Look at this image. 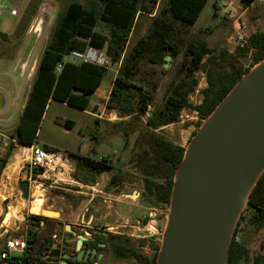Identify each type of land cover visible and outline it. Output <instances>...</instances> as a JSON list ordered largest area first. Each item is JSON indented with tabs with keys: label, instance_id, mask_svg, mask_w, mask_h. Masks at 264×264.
<instances>
[{
	"label": "rangeland",
	"instance_id": "1",
	"mask_svg": "<svg viewBox=\"0 0 264 264\" xmlns=\"http://www.w3.org/2000/svg\"><path fill=\"white\" fill-rule=\"evenodd\" d=\"M78 1L87 4L89 0H1L3 9L0 13V31L7 32L5 36L0 34V55L12 53L13 60L9 70V77H0V97L2 101H9L13 94V86L19 89L18 70L20 62L27 57L24 70V89L28 90L32 84L36 67L43 49L51 38L52 31L56 27L59 17L64 12L67 4ZM168 0H158L153 13L142 14L136 17V22L127 48L145 34L150 24L152 15L167 5ZM14 9L15 13H11ZM168 17L172 21L176 40H178V51L172 48L169 65L165 66L162 59L159 63H150L144 60L141 65L139 76L158 82L154 92V100L149 105L150 114L161 104L165 88L174 79H177L179 66L183 60V52L186 44L191 40L205 42L208 46L219 49L223 48L230 52H239L234 40L235 28L238 22L247 26V33L264 31V1H255L249 6L242 5L239 0H206L196 21L192 25L184 24L178 20ZM95 29L106 33L108 27L98 20ZM166 54V51L164 52ZM237 63L244 69H253L257 66L251 64V52L237 54ZM117 64H112L104 74L100 89L109 84L111 76L115 72ZM197 84L193 91L189 92L188 100L192 105L198 104L202 99V90L207 85L206 75L203 70L194 74ZM14 83V84H13ZM97 95L90 96L86 109L70 106L64 102L50 100L40 123L36 142L39 145L47 143L49 148L62 155H74L69 178L59 184L52 183L51 187L41 181V185L31 182L29 194L25 199L18 188V182L28 180L24 174V168L29 160V147L12 140L14 135V124L2 130L0 136V164L5 159L0 171V246L9 236H19L33 230L35 224H31L30 217H41L51 222L61 221L56 224L54 243H59L63 234L68 230L63 225L76 226L79 223V213L83 212V221H87L93 215V208L86 204L87 210H83L85 203L93 193L94 201L99 208L98 215H104L109 208L106 207L107 199L118 196L127 199L133 191L139 195L128 199L129 205L116 203L122 213L131 218L125 224V215L118 221H114V215L107 221L106 227L114 234L126 238L127 245L140 253L151 258L159 251L162 234L164 232L169 213V204L148 202L143 196V176L132 167L129 159L133 157V135L125 142L121 133L114 131L113 122L126 120L127 117H116L109 115L111 109L105 107L100 118L92 117L91 105L96 102ZM24 95L16 99L17 108L20 107ZM15 110V111H16ZM149 114L141 117L140 127H144ZM70 119L74 121L72 128H65L56 122V119ZM206 118H199L198 114L190 107L181 110L178 121L160 126L156 131L165 139L188 147L190 140L199 130ZM4 143L6 147L4 148ZM8 155V156H7ZM75 155H83L93 159L109 158L114 167L111 171L94 172L77 163ZM17 159V160H16ZM13 163L9 175V183H2V173ZM122 177V181L111 184L112 177L116 174ZM94 188V190H92ZM119 188L117 192L116 189ZM152 211L150 224L146 227L136 224V219ZM39 210L49 211L55 215H45ZM59 210L61 211L59 213ZM60 214V217H59ZM8 217V218H7ZM240 217V216H239ZM239 219V218H238ZM238 221V220H237ZM97 224L104 225L100 219ZM55 223V222H54ZM37 224V221H36ZM237 224V222H236ZM237 226L235 240L245 243L248 247V260H241L239 264H264V227L255 229L242 220ZM151 225V226H150ZM144 231H140L143 230ZM235 227L233 229V232ZM51 230H44L41 236H50ZM233 232L231 238L233 236ZM22 253L15 258L12 264H21ZM1 264V263H0ZM9 264V263H7ZM101 264H142L133 258H118L110 249H107L105 260Z\"/></svg>",
	"mask_w": 264,
	"mask_h": 264
},
{
	"label": "trees",
	"instance_id": "2",
	"mask_svg": "<svg viewBox=\"0 0 264 264\" xmlns=\"http://www.w3.org/2000/svg\"><path fill=\"white\" fill-rule=\"evenodd\" d=\"M157 1L89 0L87 4L69 2L41 53L27 101L12 138L22 145L36 142L42 116L50 100L85 109L90 95L100 85L107 69L86 61L64 58L72 49L83 50L86 45L104 49L112 64H117L118 67L105 105L108 109L116 110L120 117H127L126 120L113 122L111 125L114 131L121 133L125 142L131 135L134 136V152L129 163L143 176L142 196L148 202L169 204L174 174L185 148L165 139L156 129L178 121L180 112L185 107L195 110L199 118H207L233 85L249 71L238 65L237 54L250 51L252 65L264 58V31L250 33L247 45L238 47L239 52L236 53L210 47L203 41H189L183 52L177 79H173L165 88L161 104L150 114L149 104L154 100L158 82L138 75L142 62L147 60L159 63L167 46L178 51L179 41L176 40L168 15L192 25L206 3V0H168L166 6L150 16L147 31L128 49L136 17L153 13ZM254 1L239 0L244 6H249ZM98 20L108 27L106 33L95 29ZM0 34L5 36L4 33ZM59 64L60 68L57 70ZM198 70L205 72L207 85L202 90L201 101L192 105L188 94L197 84L194 74ZM146 113L149 116L144 127H140L141 117ZM56 122L65 128H72L74 125V121L70 119L58 118ZM75 158L78 164L97 173L114 168L107 157L97 160L75 155ZM5 159H2L0 171ZM115 173L111 184L122 181V177ZM242 220L255 229L264 227V170L252 187L236 225ZM237 230L235 226L227 264H239L241 260H248V247L235 240ZM30 241L27 236L26 243L29 244ZM111 251L118 258H133L142 264H156L158 254L156 252L149 258L129 247L126 238L120 236L117 243L112 244ZM24 253L25 250L22 256Z\"/></svg>",
	"mask_w": 264,
	"mask_h": 264
},
{
	"label": "water",
	"instance_id": "3",
	"mask_svg": "<svg viewBox=\"0 0 264 264\" xmlns=\"http://www.w3.org/2000/svg\"><path fill=\"white\" fill-rule=\"evenodd\" d=\"M171 52L167 46L165 66ZM263 170L264 58L233 85L185 149L156 264H227L233 229ZM18 188L26 199L28 181H19Z\"/></svg>",
	"mask_w": 264,
	"mask_h": 264
},
{
	"label": "flooded vegetation",
	"instance_id": "4",
	"mask_svg": "<svg viewBox=\"0 0 264 264\" xmlns=\"http://www.w3.org/2000/svg\"><path fill=\"white\" fill-rule=\"evenodd\" d=\"M30 221L32 225L35 224V227L25 233L31 241L25 244L21 264H60L62 260L67 264H101L102 260H105L107 249L111 251L112 244L118 241V235L108 230L106 226L97 224L95 218L90 222H79L76 226L69 224V230L63 234L61 241L57 244L54 243L57 234L41 236L44 230H53L55 225L53 222L35 216H31ZM63 226L65 228V225ZM79 235H82L84 239L77 248ZM54 252L58 255H52Z\"/></svg>",
	"mask_w": 264,
	"mask_h": 264
},
{
	"label": "built area",
	"instance_id": "5",
	"mask_svg": "<svg viewBox=\"0 0 264 264\" xmlns=\"http://www.w3.org/2000/svg\"><path fill=\"white\" fill-rule=\"evenodd\" d=\"M255 1H264V0H255ZM3 9L0 0V13ZM11 13H15L14 9H10ZM249 34L247 33V26L245 23L238 22L235 28L234 40L238 46H245L248 43ZM72 59L75 61H86L103 68L108 69L112 62L104 49H100L91 45H86L83 50L72 49L70 53L65 56L64 60ZM60 64L58 65L57 70H59ZM195 111V110H194ZM196 112V111H195ZM197 113V112H196ZM4 148L6 147V143L3 144ZM29 146V160L24 167L21 165V168H24V174L28 179V183L31 182L41 185V181H54L59 177L58 175H70L69 167H66L69 161H65V156L59 152L45 148L38 143L34 142ZM68 177V176H67ZM151 208L148 209L147 213L142 215V217L135 219L138 227L145 226L150 224V219L152 217ZM128 221H125V224ZM146 229V228H145ZM140 230V231H144ZM26 244V236L25 234H21L19 236H9L7 237L2 245L0 246V263L7 264L11 262L17 255L18 252L24 250ZM15 256V257H14Z\"/></svg>",
	"mask_w": 264,
	"mask_h": 264
},
{
	"label": "crops",
	"instance_id": "6",
	"mask_svg": "<svg viewBox=\"0 0 264 264\" xmlns=\"http://www.w3.org/2000/svg\"><path fill=\"white\" fill-rule=\"evenodd\" d=\"M0 32L4 33V34L7 33V32H4V31H0ZM30 51H31V49H29L28 53L26 54V57L20 62V67H19L18 75H17L18 79L20 81L19 82L18 91L16 89V86L14 85L13 86V94H12L11 99L9 101L6 99V101L4 102V101H2V99L0 97V136H4L5 137L6 135L3 134L2 130L5 131L6 128H8L9 126H11L13 124L15 125L14 126V129H15V127H16V125L18 123L19 117L21 115V112L23 110V107H24V105H25V103L27 101V97H28L29 91L31 89V86H30V88L28 90L24 89V74H25L24 70H25V66L27 64V57L29 56ZM12 60H13V51H12V53H9V54H6V55H0V77H9V70H10V67H11ZM117 68H116L115 72L113 73V75L111 76V79H110L109 84L107 85V87L104 88V89H100V85H99L96 88V90L90 95V96L97 95L96 96L97 97L96 102H94L91 105V111H90V114L92 115V117L94 119L96 117L100 118L101 115L103 114V109L106 107L105 102H106V100H107V98L109 96L110 88L112 86L114 76H115V74L117 72ZM26 71H27V68H26L25 72ZM21 93L24 95L23 101L21 102L20 107L18 108V110H16V108L18 106L16 99L18 97H20ZM89 101H90V98H89ZM81 110H84V109H81ZM116 113H117L116 110L111 109L110 112H109V115H113V116L116 117ZM95 122H96V119H95ZM11 139L13 141L15 140L14 138H11ZM36 143H38V142H36ZM26 146H28V145H26ZM41 146H43V147L46 146L48 149H50L49 145H47V143H42ZM73 157H74V155H69L68 154L67 156H65L64 159H65V161L68 160L69 162L67 164H65V162H63V164L66 167H69L70 172H71V166H72V162H71L70 159H73ZM20 170H21V167H20ZM2 176H3V173H2ZM67 176L69 178V174L68 175L59 174L58 175L59 178L57 180H54L53 182L45 180L44 183H46L48 185V187H51L52 183L59 184L58 181H61L62 183H66V182H64L65 180H63L61 177L66 178ZM9 180H10L9 177H4V178L2 177V182L6 183V184L9 183ZM92 190H94V188H92ZM94 196L95 195L92 193L91 196L88 198V200L85 203V206L83 208V210L87 209L86 204H90L91 207L93 208V215L90 218L87 219V222H90L93 218L100 219L101 220L100 223H102V224H104V226H106L107 221L112 218V215H114V221H118L124 215L126 217L124 219L125 221H128V219L131 218L129 215H126V214L122 213V211L119 209V207L116 206V203H123L125 205H129L128 199H130V198L127 199L126 197H124L125 196L124 194H122L123 198H119L118 196H116V197L107 199L106 202H108V203H107L106 207L109 208V210L103 216L101 214L97 216V212L96 211L98 210L99 206L93 200ZM60 212L61 211L59 210V213ZM59 217H60V214H59ZM52 221H53V223L55 222L54 223L55 225L53 227V230H52L51 234H54L55 233L54 231H55L56 224L58 222H60L61 220L58 219L57 221H54V220H52ZM79 222H83V212L79 213ZM19 253H21V252L17 253L16 258L19 256Z\"/></svg>",
	"mask_w": 264,
	"mask_h": 264
},
{
	"label": "bare ground",
	"instance_id": "7",
	"mask_svg": "<svg viewBox=\"0 0 264 264\" xmlns=\"http://www.w3.org/2000/svg\"><path fill=\"white\" fill-rule=\"evenodd\" d=\"M16 160H17V159H16ZM12 168H13V163H11V164H10V165L4 170V172H3V178H4V177H9ZM2 183H4V182H2ZM39 212H40V213H43V214H45V215H55V214L52 213V212L44 211V210H39ZM7 218H8V217H7ZM147 226H148V225H145L144 227L146 228Z\"/></svg>",
	"mask_w": 264,
	"mask_h": 264
}]
</instances>
